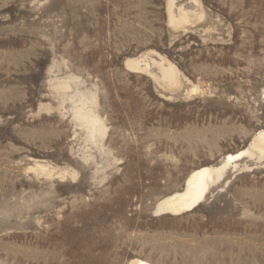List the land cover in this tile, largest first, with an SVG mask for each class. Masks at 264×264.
<instances>
[{
    "label": "rangeland",
    "instance_id": "obj_1",
    "mask_svg": "<svg viewBox=\"0 0 264 264\" xmlns=\"http://www.w3.org/2000/svg\"><path fill=\"white\" fill-rule=\"evenodd\" d=\"M263 88L264 0H0V264H264Z\"/></svg>",
    "mask_w": 264,
    "mask_h": 264
},
{
    "label": "bare ground",
    "instance_id": "obj_2",
    "mask_svg": "<svg viewBox=\"0 0 264 264\" xmlns=\"http://www.w3.org/2000/svg\"><path fill=\"white\" fill-rule=\"evenodd\" d=\"M172 5L175 4V0H171ZM182 13L180 14V19L183 23L188 21V14L183 12V9H180ZM170 23L178 26L175 19L170 17ZM152 64L155 65L159 70V80L169 86L178 85V68L167 61L165 58L160 57V59H151ZM140 59H129L126 62V65L132 70H149L151 64L145 62L142 64ZM154 76V75H153ZM155 78V77H154ZM58 84V83H57ZM61 86V85H60ZM59 86V87H60ZM66 87V86H65ZM68 87V86H67ZM64 89V88H63ZM262 97L264 98V88L262 91ZM250 149L258 153L261 157L264 158V129L259 131L250 144ZM244 156L243 152H238L236 154H230L227 156V162L232 163L242 159ZM214 170L212 168H201L194 171L186 180V188L181 193H176L166 199L161 200L157 205L158 215L163 214H175L182 215L195 210L201 203L205 200V197L209 193L211 183L214 177ZM129 264H152L148 261L142 259H134L130 261Z\"/></svg>",
    "mask_w": 264,
    "mask_h": 264
}]
</instances>
